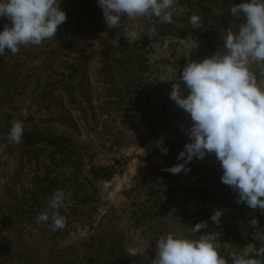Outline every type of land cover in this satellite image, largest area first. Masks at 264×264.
Returning a JSON list of instances; mask_svg holds the SVG:
<instances>
[{
  "label": "trees",
  "instance_id": "trees-1",
  "mask_svg": "<svg viewBox=\"0 0 264 264\" xmlns=\"http://www.w3.org/2000/svg\"><path fill=\"white\" fill-rule=\"evenodd\" d=\"M224 3L176 0L170 9L172 23L137 18L128 26L140 28L139 38L127 41L121 29H108L98 0H59L66 21L55 38L21 46L15 55L6 49L0 56V145H7L0 152V264H152L160 236H203L202 229L194 234L191 228L207 221L204 206L216 198L198 186L211 181L218 187L220 178L194 167L187 175L193 182L180 187L177 179L183 173L161 171L163 164L143 182L138 200L130 199L123 214L102 217L91 235L60 245L70 228L93 227L89 222L101 205L100 185L120 166L114 156L120 149L140 146L149 138H163V147L188 143L187 113L170 96H161L170 93L162 83L169 79L171 91L179 83L182 95H188L178 78L189 62H201L223 46L230 29ZM193 14L201 16L203 26H191ZM6 24L11 22L0 17V31ZM153 26L157 35L149 38ZM78 59L85 73L77 69ZM33 61H39L38 66ZM13 120L24 125L22 142L15 145L5 139ZM79 128L95 137L82 138ZM97 151L114 158L101 163ZM57 189L65 194L58 212L67 224L53 232L51 221L37 223L36 217L48 208ZM257 210L248 243L260 247L254 236L264 233V210ZM131 236L142 243L135 257L126 252ZM237 237L235 230H227L225 239L236 242ZM218 253L232 264L227 250ZM257 258L264 261V256Z\"/></svg>",
  "mask_w": 264,
  "mask_h": 264
},
{
  "label": "clouds",
  "instance_id": "clouds-1",
  "mask_svg": "<svg viewBox=\"0 0 264 264\" xmlns=\"http://www.w3.org/2000/svg\"><path fill=\"white\" fill-rule=\"evenodd\" d=\"M175 2L98 0V5L108 29H121L127 41H135L139 33L128 26L131 22L144 18L151 23L155 17L163 23H172L170 9ZM230 13L237 19L242 17L243 22L238 31L229 29L223 35L224 52L201 62L191 61L183 68L178 79L188 90L186 97L179 83L172 85L170 99L190 116L192 123L186 133L190 142L177 156L183 163L166 171L172 174L190 171L185 165L193 158L215 154L223 169L221 181L238 192V202L264 210L261 199L264 197V0H245L233 5ZM0 17L11 22L0 31V56L5 55L6 49L15 55L21 46H39L55 38L58 27L66 21L59 0H0ZM189 22L193 28L203 26L201 16L196 14ZM148 35L149 38L157 35L154 26L148 29ZM38 64L39 61H33L34 67ZM23 134V123L13 120L5 139L8 144H19ZM157 146L163 154L168 153L163 138L157 141ZM6 147L0 145V152ZM64 201V192L55 190L48 208L36 217V222L51 221L48 226L53 232L64 229L66 217L58 212ZM221 215L216 210L211 219L218 224ZM205 227L206 223L200 222L191 231L195 234ZM254 239H259L261 246L248 244L244 254L232 253V264H264L257 258L264 256V233H257ZM156 244L152 264H228L216 245L203 236L192 240L168 233L160 236ZM126 252L135 257L142 249L128 247Z\"/></svg>",
  "mask_w": 264,
  "mask_h": 264
},
{
  "label": "rangeland",
  "instance_id": "rangeland-1",
  "mask_svg": "<svg viewBox=\"0 0 264 264\" xmlns=\"http://www.w3.org/2000/svg\"><path fill=\"white\" fill-rule=\"evenodd\" d=\"M243 2L244 0H226L223 10L227 14V11L229 12L233 5H239ZM229 14L230 17L226 18L225 22L230 26V29L233 32H236L238 31L239 25L243 22V18L241 17L239 23H235V17L232 16L230 12ZM134 24H136V21H134ZM133 29L140 32V28L138 27H134ZM223 52L224 48L222 46L217 53ZM173 57L177 58L178 55L175 54ZM75 64L81 73H85L80 59L75 61ZM166 82H169V79H166L162 84H164L163 86L166 85V88H168L171 93V86H169ZM170 93H166L165 96L161 94V96L166 98L170 96ZM159 110L160 109H157V111ZM170 115L172 116L174 114ZM186 116L188 123L191 124L192 121L190 116L188 114ZM85 131L86 130L79 128L82 138L87 136L92 139L95 137L90 133V136L88 134L85 135ZM76 135L79 134L76 133ZM98 137L104 138L103 136ZM187 139L189 142L188 136ZM157 141L158 140L156 138H149L147 139V142L141 144L140 146L129 145L114 154V156L119 158L120 166H116L114 168V174L110 181L101 183L100 185L99 194L101 205L95 211L93 220L89 222V224L93 227L86 226L83 229L76 226L75 228H70V231L68 232L70 235L67 236V240L61 242L60 245L68 246L91 235L93 233L91 230L97 228L98 222L102 217L115 212L118 215L123 214L127 204L131 202L130 199L137 197L141 192L143 182L150 180L152 175L155 176L156 172L159 171L163 164H165V166L161 168V171H165L167 168H170L178 163H183V161L177 159V156L184 150L185 145L182 144L180 147H173L174 143L176 144L177 141L168 143L164 146V148L168 149V153L165 155L162 153L161 148L157 146ZM98 142L100 143V140H98ZM114 156L110 153L97 151L96 159L98 158L101 163H108L109 159H113ZM194 167L197 168L196 170H198L200 174L201 172L213 171V174H217L220 178V184H218V187H215L211 181H205L202 185L201 183L200 185L193 183V185H199L200 187L198 186V188H207V190L214 194L216 198L212 202L206 203L204 206L207 212V221L205 222L206 227L202 228L203 238L213 242L218 251L220 249H225L229 254H244V248L249 244L248 236L250 235L252 228L257 224V208L252 209L247 206L246 203H239L238 192L231 186L222 183L221 177L223 175V169L220 162L216 159L215 154H206L203 159L193 158L191 162L187 163L185 168L190 169V171H181L183 174H180L178 176L179 179H177L180 187H182L186 181H188V183L193 182L190 176L187 178V175H191ZM198 180L199 178L197 177L195 181ZM171 182V179H169L168 185H170ZM178 199L180 200L181 198L178 196ZM133 200L137 201L138 199L135 198ZM216 210H220L222 212L218 224L211 219ZM227 230H232V232L234 230L236 231L238 236L236 242H231L229 239H225ZM129 242L133 247L139 246L142 249L141 241L133 236H131ZM127 245L131 246L129 244Z\"/></svg>",
  "mask_w": 264,
  "mask_h": 264
}]
</instances>
